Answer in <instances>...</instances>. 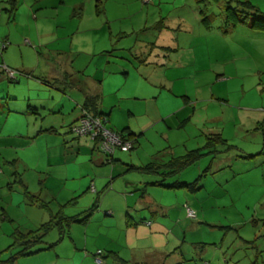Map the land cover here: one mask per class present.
Returning a JSON list of instances; mask_svg holds the SVG:
<instances>
[{"label":"rangeland","instance_id":"374dc122","mask_svg":"<svg viewBox=\"0 0 264 264\" xmlns=\"http://www.w3.org/2000/svg\"><path fill=\"white\" fill-rule=\"evenodd\" d=\"M41 1L19 0L14 15L3 9L0 47L5 46L0 52L10 51L8 57L18 71L17 80L8 76L5 80L12 86L26 84L35 98L61 99L64 104L62 113L30 108L20 114L18 119L25 124L37 122L56 130H44L35 138H8L5 144L15 147L2 148L0 191L12 196L13 202L0 199V258L18 252L20 246L9 248L16 230L35 229L59 211L81 216L93 212L99 192V208L87 224H65L62 239V229L55 226L44 237L54 245L18 255L14 264H74V260L101 264L96 260L99 250L103 264H143L150 261V252L159 258L167 251L169 258L163 264H264V31L251 28L254 16L249 14L247 23L234 31L221 33L222 18L214 19L212 12L220 13L222 4L215 1L204 6L197 0H46V6H40ZM245 1L256 5L264 19V0ZM206 18L213 21L210 27L202 22ZM158 21L162 29L156 26ZM8 30L12 43L1 39ZM155 42L171 47L156 50L151 47ZM60 60L66 63L65 76L52 65L58 66ZM47 65L55 71L53 76L40 72ZM74 82L91 86L96 82L101 88L103 110L110 112L108 128L135 130L139 143L128 151L117 149L114 157L142 163L167 149L163 157L168 159L205 146L207 135L218 131L233 145L205 154L167 178L191 182L210 167L200 189L171 188L159 198L152 196L172 206L169 218L175 221L163 218L172 231L168 245L167 237L151 233L148 226L135 230L126 224L128 212L138 219L135 207L141 198L140 190L133 191L139 183L126 179L135 181L136 175L146 174L126 170L112 178L110 168L118 163L119 169L120 162L106 161L109 156L89 136L70 131L82 109L74 100L77 92H64L59 84L73 89ZM1 87L5 94V86ZM10 121L5 122V133ZM96 178L109 188L95 190ZM23 182L29 198L45 200L46 209L25 201ZM189 206L197 213L195 218L188 216ZM139 213L154 216L148 208ZM201 250L205 256L196 257Z\"/></svg>","mask_w":264,"mask_h":264},{"label":"crops","instance_id":"0c3cea01","mask_svg":"<svg viewBox=\"0 0 264 264\" xmlns=\"http://www.w3.org/2000/svg\"><path fill=\"white\" fill-rule=\"evenodd\" d=\"M44 2H46V0H42L38 4L40 6H46V4ZM80 3H81V1H76V4H80ZM34 4H35V1H34ZM6 6H8L7 0H0V23L3 22L1 20L3 17V13H4L3 9H5L6 12L8 11ZM8 13L10 15H14V13H11V12H8ZM159 31H162V30H159ZM2 36H3V38H1V39L7 40V41H9V43H12L9 30L6 31V33ZM166 42H168V41H166ZM155 46H156V50H159V48H157V47H160V48L164 47V48H168V49H170L169 47H171L170 45L166 46L165 44L157 46V42H155V44H152L151 47H153L155 49ZM3 51L4 50H2V52H0V98L5 97V99L0 101V114H1L0 115V123H1V127H0V154H1L2 148H5V147L7 148L8 146L15 147V145H12V144H10V145L5 144V141H7L8 138L15 139V137L16 138L23 137L24 135H26L29 138L30 137L35 138L37 136H40L42 132L45 133L44 130H56V128H54V127L49 128L48 125H47V127H44V125H40V124L38 125L37 122H34L31 125H29V122H27L25 124L24 122L19 121L18 116L20 114L28 113L27 111H31V110L33 112L41 111V108L44 109V113H46L47 110L52 111L53 113H58V112L62 113V107L64 104L61 102L62 101L61 99L57 100V99L53 98V101L51 100L52 102H48V98H40V97L35 98V97H33L32 94L30 93V88H29V91L26 88L27 87L26 84L21 83L19 85H13V86L7 84V82L5 80L7 77V74L4 71V69L2 68V64H5L6 66H8L10 68H13V66H14L13 62L14 61L11 60L10 57H8L10 51L7 50L6 51L7 54H5ZM52 63L53 62L48 61V64H52ZM56 64H58V66H55L54 63L52 64L53 67L56 69V73L62 74L63 76H65L63 73V69L66 68L65 61L60 60ZM126 70H127L126 72L128 73L129 70L128 69H126ZM40 72L44 75L53 76L55 71L52 70V72H51V67L47 65V67L43 66V68L40 69ZM33 74H35V73L33 72ZM35 76L40 78L36 74H35ZM57 79H60V77H58ZM61 80L63 81L64 78L62 77ZM16 82H18V81H16ZM96 84H97L96 82H93L92 86H91L90 83L77 84L76 82H74L73 85L75 87H73V89H70L71 87H69V86H71V85H69V84L67 85L69 87L68 89H65L66 87H62L63 85L59 84V86H61L60 88L64 92H67V90H74L75 92H77L76 98H74V97L73 98H74L76 104L80 107V110L82 109V106L85 105V103L87 102L88 99H90V100L93 99L94 102L97 104L99 110H101L105 113H108L109 117H110V112H106L103 110V107H102L103 106V104H102V90ZM1 86H5V94L1 93V90H2ZM57 86H58V84H57ZM59 90L60 89H58V88L55 89V91H59ZM18 92H23V93L18 94ZM54 96L55 95L52 94L50 97L52 98ZM70 103L73 104V101L70 100ZM30 108H34V109L29 110ZM50 108H53L54 110L50 109ZM80 114H81V111H80ZM80 114L78 113L76 116H74V120L70 123V126L78 120ZM3 118H4V120H3ZM10 119H11L10 122L12 123L11 128H10V130L7 131L8 133H5L3 131L5 128V122L9 121ZM3 122H4V124H3ZM64 123H65V119L62 120L61 126H63ZM185 123H186V121H184L181 126H183ZM127 127L129 128V130L131 132H133L136 135V138H137V134L135 133V130L131 126H127ZM124 128H126V127H124ZM214 133H221L222 134V132H219V131L218 132H212L211 134H214ZM208 135H210V134H208ZM222 136L224 137L223 134H222ZM224 138L228 141V139L226 137H224ZM138 143H139V139L137 138L136 144H138ZM16 145L18 146L19 144H16ZM163 150H158L156 153L151 154V159H148L147 161L142 162V163H135L133 158H131L130 160H126V159H122L121 157H114V161L106 160V161L111 162V163L119 161L120 162L119 164L121 165V167L119 169H117L118 163L112 164V166L110 168V174H111L110 176H112V178H113V177H116L118 175H121L126 170L127 171L128 170H135V169H129V165L139 166V165H143V164H146L148 162H151V161H155L157 163H165L167 160H169L172 157L182 156V155H178V156L173 155V156L169 157L168 159H164L163 155H166V151H168V150L167 149L166 150L163 149ZM189 150H192V149H188L187 151H189ZM100 161H101V163H103V161H105V159L102 158ZM14 162H15V160L13 159L12 161H10V164H14ZM144 174H146V175H140V176L136 175L135 181H133V179H129V180L126 179V181L128 183H131V181H132V182H136V183L141 184V186H139V184L136 185V187L134 188L133 191L140 190V197L141 198L138 200V203H140V206H136L135 211L137 212L136 216H138V219L140 216H143V217H140V219L138 220V219H135L128 212L127 215H129L130 221L127 222V220H126V224H128L127 227L128 228L134 227V229L137 230V229H139L140 225L148 226L149 231L151 233L154 232V234H160V235L165 236V238H166L167 235L172 234V231L170 230L169 225L165 223L166 219H163V218L164 217L169 218L170 210H171L172 206L169 203H166L164 201L157 202L155 199L157 197L158 198L161 197L160 194H162L163 192H164V195L170 193L172 191L171 188L176 189L174 187H168L165 185H170V184L177 182V181H180V182H187V181L182 180V179L181 180H179V179H176V180L169 179L168 180L167 179L168 177H167L163 181L164 185H155V184H153V182L161 180L162 176H160L158 174H150V175H148L147 173H144ZM130 175H132V174H129V176ZM122 178H125V175ZM25 184L26 183L23 182V185H25ZM8 185L11 187V184L8 183ZM107 185L108 184L105 185L104 180H102V179L99 180L98 178H96L95 184H94V189L98 190L99 187H102V189L109 188V186H107ZM109 185H110V183H109ZM113 186L114 185L112 184V188H115ZM152 186H159V187L153 188ZM160 188L162 191L160 190ZM24 191H25L24 194L27 197L25 199V201H27L28 203H30L32 205L36 204L43 209H46L48 207L47 205L46 206L44 205L46 203L45 200L40 201V199L37 198L36 195H31L32 197L29 198L30 197V196H28L29 190L27 189L26 185L24 186ZM10 195H13V193H11ZM97 196H100L99 192L97 193ZM152 196H154L155 199H153ZM3 197L8 199L10 203L13 202L12 196H10V197L6 196L5 197L4 195H2V193L0 191V199L1 198L3 199ZM162 198H164V197H162ZM125 199L127 200V197H125ZM99 205L100 204H98V207L93 211V213L98 210ZM127 207L132 209V207H130L129 205ZM147 208L152 210V213L154 214V216H150V218H148V217H146V213H143V214L139 213L142 209H147ZM107 211H111V210L108 209ZM93 213L91 214V216L93 215ZM7 214H8L7 213V207H4V215L5 216L4 215L3 216L5 219L8 218L6 216ZM195 215L197 216V213H195ZM91 216L89 217L88 220H86L83 223L87 224L90 221ZM145 220L150 221L151 223L146 224L144 222ZM169 221H172V223H173L175 221V219L169 218ZM41 224H42V222L38 225V227ZM38 227H36V228H38ZM174 236H175V238L179 237L177 234H175ZM166 244L167 245L169 244L168 237L166 239ZM150 253L147 255V258L150 260V261H148L149 263L147 261L143 260L142 261L143 264H163L166 262L167 258H169V251L161 253L159 255V258H157L158 257L157 252L156 253L150 252ZM203 256H205L204 250L197 252L196 257L201 258ZM87 259H88V257L82 259L83 260L82 262H85ZM73 262H75L74 264H79L77 262V260H74ZM169 264H172V263H169ZM204 264H211V262L204 263Z\"/></svg>","mask_w":264,"mask_h":264},{"label":"trees","instance_id":"16d2710c","mask_svg":"<svg viewBox=\"0 0 264 264\" xmlns=\"http://www.w3.org/2000/svg\"><path fill=\"white\" fill-rule=\"evenodd\" d=\"M18 1L19 0H7L8 4L10 5V7L7 8L9 12L14 13L13 11L17 9ZM197 1L199 3H203L204 6H206V4H210L212 1L217 2L219 6H220V3L222 4L223 10L220 8L221 9L220 13L217 14V13L212 12L213 14L212 17L214 19L217 16H220L222 18L221 23L223 24L218 26V30L221 33L232 32L238 27V25L247 23V18L249 14L250 16H254V21L250 23L251 28L255 30H259V31H264V19H261L258 16L259 14H262L263 12H261V10L256 5L252 4L250 1H245V0H224V2H222L221 0H197ZM241 5H243V7ZM200 13H203V11L200 10ZM207 19L208 18L202 19V22L204 23V26L210 27L213 21H206ZM156 26H158L159 29H162L164 27L163 23H159V21L156 23ZM82 109L87 110L90 114L94 116L102 117L104 124L107 126L110 120L109 114L99 110L97 104L94 102L93 99L92 100L88 99L85 105L82 106ZM74 124L70 126L71 132H72V126ZM111 130L114 131L113 129ZM115 132L120 133L123 138L130 139L133 142L131 149L134 148L137 142V138H136V135L133 132H131L128 127L123 128L122 130H119V131H115ZM80 136H83V135H80ZM84 136H89V135H84ZM92 140L95 144V147L98 148L101 152H103L100 149L99 140L95 138ZM232 147L233 145L229 144L228 141L222 136L221 133H214V134H210L207 136V141H206L205 146L189 150L186 152V154L182 156L172 157L169 160H167L165 163H157L155 161H151L146 164L139 165V166L129 165V169H135L137 171H140L142 173L144 172L147 174H158L162 176V179L159 181L153 182V184L164 185L163 181L165 178L181 173L187 166L192 165L198 159L203 157L205 154L218 152L220 151L219 148H223L227 150V149H231ZM203 148L207 149V151L204 152ZM104 154L107 157L109 156V158H106V160L114 161V154L112 155H107L106 153ZM209 169L210 167L203 170V172L191 182L177 181L170 185H165V186L174 187V188L186 187L190 191H196L202 187V184H201L202 177L207 174V171ZM96 202L97 204L93 206L95 209L98 207L99 196L97 197ZM44 205L46 206L47 204L45 203ZM94 208H92L91 210H93ZM92 213H93L92 211L91 212L89 211L83 216H81L79 214L67 215L64 212L59 211L55 215L52 214L50 220L43 222L36 229H31L28 231L16 230V232L13 233L14 234L13 243L9 246V248H12L13 246H20V248L16 254L10 256L9 258L4 259V260L0 258V264H14L18 258V255H31V254L36 253L37 251L49 248L50 246L55 244V243L47 244L44 240V237L49 232V230H51L55 226H60V228L62 229L60 239H62L66 235V231H67L65 229V224L69 225L72 222H85L86 220L89 219ZM145 223L150 224L151 222L146 221ZM43 243L45 245H42V246L39 245ZM101 253L102 251L99 250L96 253V257L99 256L102 259ZM102 262H103V259H102Z\"/></svg>","mask_w":264,"mask_h":264},{"label":"built area","instance_id":"2783aa9c","mask_svg":"<svg viewBox=\"0 0 264 264\" xmlns=\"http://www.w3.org/2000/svg\"><path fill=\"white\" fill-rule=\"evenodd\" d=\"M150 2L151 0H144ZM3 43L0 50L4 48ZM2 68L6 72L7 76L12 80H17L18 71L2 64ZM72 132L76 135H89L92 139H97L100 142V149L107 155H112L117 149L122 151H128L131 149L133 142L130 139L123 138L118 132L109 129L103 122V118L100 116H94L87 110L82 109L81 115L78 121L72 126ZM188 216L195 218V212L187 207ZM96 260L101 264L102 259L97 256Z\"/></svg>","mask_w":264,"mask_h":264}]
</instances>
